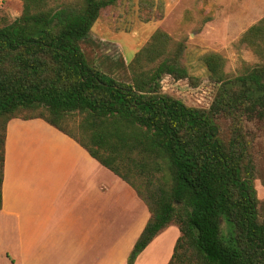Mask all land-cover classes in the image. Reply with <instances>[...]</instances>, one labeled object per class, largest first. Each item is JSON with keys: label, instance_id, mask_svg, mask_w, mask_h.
I'll use <instances>...</instances> for the list:
<instances>
[{"label": "trees", "instance_id": "16d2710c", "mask_svg": "<svg viewBox=\"0 0 264 264\" xmlns=\"http://www.w3.org/2000/svg\"><path fill=\"white\" fill-rule=\"evenodd\" d=\"M52 1L24 0L23 13L0 24V209L7 124L41 118L147 204L152 216L128 264L172 224L180 236L168 264H264V216L245 125L264 121V17L238 40L262 63L242 59V72L231 76L221 53L202 56L217 87L203 108L162 89L167 75L194 86L201 81L181 63L185 41L156 31L129 64L131 80L123 81L91 64L81 46L101 11L119 0ZM221 115L231 121L227 132L217 121Z\"/></svg>", "mask_w": 264, "mask_h": 264}, {"label": "crops", "instance_id": "0c3cea01", "mask_svg": "<svg viewBox=\"0 0 264 264\" xmlns=\"http://www.w3.org/2000/svg\"><path fill=\"white\" fill-rule=\"evenodd\" d=\"M2 192L0 264H128L152 216L136 189L41 118L9 120ZM168 228L134 264L169 263L173 244L157 255Z\"/></svg>", "mask_w": 264, "mask_h": 264}, {"label": "rangeland", "instance_id": "374dc122", "mask_svg": "<svg viewBox=\"0 0 264 264\" xmlns=\"http://www.w3.org/2000/svg\"><path fill=\"white\" fill-rule=\"evenodd\" d=\"M75 1L78 0H55L51 4L65 5ZM157 1L119 0L104 8L89 38L81 42L88 61L112 72L120 80L130 81L129 64L136 53L148 44L156 31H166L174 42H186L181 63L191 77L201 81L194 86L188 80H175L167 75L162 78V89L189 106L203 108L211 105L217 88L208 79L203 55L221 53L227 59L225 70L231 76L242 72V59L253 65L263 62L250 48L239 46L238 40L264 17V0ZM23 10L24 0H0V24L14 21ZM217 121L223 131L229 130V119L221 115ZM245 125L254 144L255 186L260 213L264 216V121H245ZM222 226L226 233L231 231L224 219ZM177 233L180 235L178 226L170 225L165 234L167 240L157 255L162 256L172 244L175 246Z\"/></svg>", "mask_w": 264, "mask_h": 264}]
</instances>
